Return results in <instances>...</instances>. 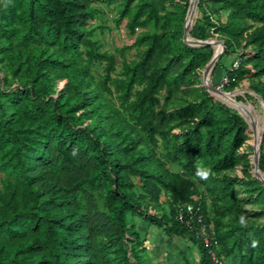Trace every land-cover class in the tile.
Masks as SVG:
<instances>
[{
    "label": "trees",
    "instance_id": "1",
    "mask_svg": "<svg viewBox=\"0 0 264 264\" xmlns=\"http://www.w3.org/2000/svg\"><path fill=\"white\" fill-rule=\"evenodd\" d=\"M100 6L133 37L118 72L92 38ZM187 6L0 0V264H156L135 218L186 239L197 264H264L252 134L201 85L213 50L181 41ZM194 20L189 35L224 46L211 75L223 57L238 60L223 69L224 91L247 80L264 102V0H197ZM185 204L199 208L209 246L195 218L178 219Z\"/></svg>",
    "mask_w": 264,
    "mask_h": 264
},
{
    "label": "rangeland",
    "instance_id": "2",
    "mask_svg": "<svg viewBox=\"0 0 264 264\" xmlns=\"http://www.w3.org/2000/svg\"><path fill=\"white\" fill-rule=\"evenodd\" d=\"M212 8H214V6H212ZM99 9L100 13L97 14L96 17L89 23L91 27L95 28L92 38L97 41V43L101 47V50H106L114 55L116 61V71L118 72L122 57L119 55L117 50L129 45L132 42L133 37L128 36L126 30L123 28V23L119 28H116L114 26L113 19L115 17V13L113 9L106 6H100ZM193 20L194 16L192 18V23L190 26L192 30L194 24ZM140 31L141 30H138V32ZM194 39L196 38L192 37L191 35L187 37V41L189 42H193ZM207 41H215L211 44L213 52L216 46H219V50H221V45L217 42H221V40L218 37L207 39ZM135 56V48L127 49L124 51V58L126 60L134 59ZM233 57V55L223 57L218 63L212 75V70L210 68V70L207 72L208 75H204L203 83L205 85L217 84L220 80L221 74L223 73L224 67H226L233 60ZM100 69V65H96L94 67L93 71L96 78H98ZM203 69L204 67L201 69L200 73H202ZM1 75L2 74L0 73V76ZM199 80L201 83V74L199 75ZM62 83L63 81L58 82V88ZM248 83L249 82L247 80H244L237 88L233 89L232 92L224 91L230 93H221L222 99L228 101L231 104L230 106H228V108L237 112L242 118V113L238 110V108L245 109L252 121L255 120V122L262 125V107L259 101L250 94L251 90L248 88ZM252 144L255 146L253 132L252 137H250L249 143L244 147L246 148L247 146H251L252 151ZM258 173L259 177L264 180V173ZM135 222L138 230H140L141 233L146 232L147 234L146 246L149 256L153 260V262H155L156 264H197V250L193 246H191V244L186 239L170 240L169 238L165 237L164 234L156 227L148 226L146 222H142L137 218H135Z\"/></svg>",
    "mask_w": 264,
    "mask_h": 264
},
{
    "label": "water",
    "instance_id": "3",
    "mask_svg": "<svg viewBox=\"0 0 264 264\" xmlns=\"http://www.w3.org/2000/svg\"><path fill=\"white\" fill-rule=\"evenodd\" d=\"M190 7V0H188V6H187V9H186V12H185V15H184V19H183V26H182V35H181V41L186 44V45H190V46H205V45H210L212 44V42H215V41H207V40H199V39H194L193 42H189L187 41L186 39V36L189 35V31L191 28L187 29L185 28L184 26V21H185V16L188 12V9ZM194 8L195 10L197 11V0H194ZM218 43H220L221 45V50L220 52L218 53L217 57H216V60L219 58V56L221 55V53L223 52V49H224V46L222 44V42L220 41H217ZM215 60V61H216ZM214 61H213V55H211L210 59L208 60V62L205 64L204 66V69L201 73V85L203 86L204 90L210 94L213 98L214 96L212 95V92H218V93H223V91H219L217 90L214 85L210 84V86H206L204 83H203V79H204V71L206 68H209L210 66L211 67V70L214 66ZM233 91V90H232ZM230 91V92H232ZM230 92H224V93H230ZM251 95H253L260 103L261 107H262V113H263V120H262V130H261V133H260V136H259V141L257 143V146L254 147V145L252 144V153L251 155L249 156V159H250V163H251V166H252V169H251V173L253 175V177L255 179H257L258 182H260V184L263 186L264 188V183L258 178L257 176V172L259 171V168H258V158H259V154H260V146H261V141H262V137H263V133H264V102L263 100L261 99V97L254 93L253 91H251L250 93ZM215 99V98H214ZM216 100V99H215ZM218 101V100H217ZM246 123V122H245ZM248 126V125H247ZM249 130L251 131V128L248 126ZM251 134H252V131H251Z\"/></svg>",
    "mask_w": 264,
    "mask_h": 264
},
{
    "label": "built area",
    "instance_id": "4",
    "mask_svg": "<svg viewBox=\"0 0 264 264\" xmlns=\"http://www.w3.org/2000/svg\"><path fill=\"white\" fill-rule=\"evenodd\" d=\"M237 59H234L232 62V67H236L237 66ZM228 79L225 75L221 76L219 82L217 84L214 85V87L219 90V91H223L224 92V86L227 84ZM199 208L195 207L193 208L191 205L189 204H185V205H181L178 207L177 209V217L179 220H183L185 222V224H189L191 222V219L195 218L196 223L198 224V227L196 229V233L198 236L201 237L202 239V243L204 244V246H209L212 240V236L207 233L205 226L202 224L201 222V215L198 213ZM213 259V257H212ZM214 263L216 262V260H214ZM213 263V264H214Z\"/></svg>",
    "mask_w": 264,
    "mask_h": 264
},
{
    "label": "bare ground",
    "instance_id": "5",
    "mask_svg": "<svg viewBox=\"0 0 264 264\" xmlns=\"http://www.w3.org/2000/svg\"><path fill=\"white\" fill-rule=\"evenodd\" d=\"M194 13H195L194 0H190V7L188 9V13H187V16H186V19H185V22H184L185 28H187V29L191 28L190 26H191V23H192V18L194 16ZM188 36L189 35L186 36V39H187ZM219 52H220L219 46H216L214 48V52L212 54L213 55V61L214 62H215L216 57H217V55H218ZM211 67L212 66H210L209 68H206L205 69V71H204V74L205 75L207 74V72L210 70ZM206 86L209 87L210 84H206ZM212 95L214 96V98H216L217 100L223 102L227 106H230L231 105L228 101L222 99L221 93L212 92ZM238 110L242 113L243 118L245 119L246 123L249 125V127L251 128V131L253 132L254 144H255L254 147H256L257 146V143L259 141V136H260V133H261V130H262V125L260 123L255 122V120L252 121V119L250 118L248 112L245 109L238 108ZM257 176L264 183V180H262V178L259 177V173L258 172H257Z\"/></svg>",
    "mask_w": 264,
    "mask_h": 264
},
{
    "label": "clouds",
    "instance_id": "6",
    "mask_svg": "<svg viewBox=\"0 0 264 264\" xmlns=\"http://www.w3.org/2000/svg\"><path fill=\"white\" fill-rule=\"evenodd\" d=\"M209 171L200 172V173H198V175H200L204 179H207L208 178V175H209ZM253 246H255V243H254Z\"/></svg>",
    "mask_w": 264,
    "mask_h": 264
}]
</instances>
